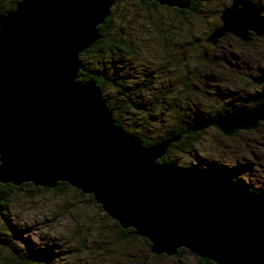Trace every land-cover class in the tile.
I'll return each instance as SVG.
<instances>
[{
    "label": "water",
    "instance_id": "95a60500",
    "mask_svg": "<svg viewBox=\"0 0 264 264\" xmlns=\"http://www.w3.org/2000/svg\"><path fill=\"white\" fill-rule=\"evenodd\" d=\"M115 1L20 0L0 13V184L66 183L158 256L189 250L213 264H264V191L221 169L159 163L183 135L143 146L116 125L96 80L78 81L80 55L100 40ZM146 1L189 8L188 0ZM230 3L207 43L263 37L262 5ZM249 79L264 85V70ZM261 121L264 101L218 116L211 127L233 137Z\"/></svg>",
    "mask_w": 264,
    "mask_h": 264
},
{
    "label": "rangeland",
    "instance_id": "374dc122",
    "mask_svg": "<svg viewBox=\"0 0 264 264\" xmlns=\"http://www.w3.org/2000/svg\"><path fill=\"white\" fill-rule=\"evenodd\" d=\"M228 2L203 1L200 16L195 12L180 14L162 6L145 8L141 0L115 4L112 29L106 34L104 52L83 59L95 70L107 66L103 71L111 74L112 45L114 41H125L133 47L128 63L132 62L136 68L133 77L138 76L131 82L127 80L128 83L143 84L144 75L154 73L144 99L154 104L153 110L158 108L157 113L148 111L151 110L147 108L149 103L144 114L133 109L129 111L130 115L115 113L125 104L121 99L112 98L113 88L107 86L105 89L104 94L115 109L113 117L117 116L126 129L135 132L150 129L149 137L164 135L176 123V114L170 116L171 112H159L161 100L156 98L169 85L178 84L176 79L182 75L192 79L193 90L182 91L179 97L174 93L173 98L166 97L165 102H175L178 107L186 103L184 107L192 111L188 112L189 117L196 118V122L211 119L225 110L248 109L257 104L253 96L258 93V86L249 77L255 76L258 69L264 70V36L254 37L252 44L243 46L240 39L228 35L221 44L209 47L207 60H201V46L204 49L207 45L205 39L217 25L220 12L230 5ZM261 3L264 8V0ZM259 91L263 93V89ZM149 113L159 114L162 124L145 123L143 120ZM246 131L240 130L234 137H226L213 127L202 126L198 128V142H192L184 152L175 151L170 155L182 168L198 171L217 165L229 168L246 187L264 191V124L259 130ZM24 185L14 192L9 209L0 215V235L10 231L9 239L23 253H27L28 247L34 250L52 247L55 254L60 255L55 263L42 261L35 264H204L189 250L173 256H158L151 253L150 243L142 237L133 235L122 239L117 222L103 212L90 195L77 189L69 186L46 190ZM13 227L19 232L16 233ZM8 249L0 246V264L12 260Z\"/></svg>",
    "mask_w": 264,
    "mask_h": 264
},
{
    "label": "trees",
    "instance_id": "16d2710c",
    "mask_svg": "<svg viewBox=\"0 0 264 264\" xmlns=\"http://www.w3.org/2000/svg\"><path fill=\"white\" fill-rule=\"evenodd\" d=\"M19 1L20 0H10L9 2H7L6 0H0V13L1 14H8L9 12H12L15 9L16 4ZM118 1H125V0H118ZM141 1L147 5L146 0H141ZM203 1H207V0H193L192 1L194 4L193 6L196 7L195 2L197 4V6H201V3ZM257 1L262 2V0H257ZM149 5L152 6L153 4H149ZM166 9L167 10H173L177 13L182 12L180 10H175V9H169V8H166ZM111 18H112V15L107 19L106 23L103 26L99 27V30H100L99 34H100L101 40L98 41L95 45H93L89 50H86L85 52H83L80 55V59L82 62V69L79 72V78H78L79 82L85 83L88 80L93 79V80H97V83H98V80L100 79L99 76H102L105 79H108L109 81H112L114 79V77L111 76L110 74L95 70L94 68H92V66H90V64L86 63L85 60L83 59L84 57H87L88 55L93 54L94 56H97L98 54L104 52V48H105L104 44H106V43L103 42V39L105 40L106 34L112 29ZM217 24L219 25V22ZM120 46H118V45L113 46L112 49L115 52L121 51L122 50V42H120ZM201 60L204 61L203 55H202ZM84 69L89 74H91L89 77H86L84 75V72H83ZM176 80H177L178 84L169 85L168 87H166L164 89L165 90L164 92L160 91V96L156 98L158 101L161 100L159 102V104H160L159 105L160 106L159 112H161V111L166 112V113L171 112V113H169L170 116L171 115L173 116V114L174 115L176 114V116H175L176 123L174 125H172L171 128L167 132L164 133V135H154L153 136V134H152V136L149 137V134H151V132H152L150 129H148L147 131L145 130L143 132H135L133 130H128L122 124V121L120 119H118L117 116L114 115V121H115L116 125H118L119 127H122L126 131H128L131 134L138 137L141 140L143 146H145V147H152V146L161 144L163 142L175 139L180 135H183V138L179 142L171 144V146H170L167 154L165 155V157H163L161 160H159V163H162V164L175 163L174 160L172 159L171 155H170L171 152H175V151L176 152H182V151L184 152L185 150H188V147L192 145V142L196 143V142H198V140L200 138V134H197L198 128L200 129L202 126H206L207 128H210L211 124L216 120V118L218 116H221L223 114H227L230 112V110H225L223 113H219L211 119L206 118L203 121H199V122H196V120H195L196 118L192 120L188 115V112H190L191 109L184 107V105L186 103L182 107H178V105H175V102H173L174 105L172 103H166L165 102L166 97L168 99L173 98L174 93L176 94L175 97L180 96V93H176L175 91L172 92L174 88H179L181 86L183 91H191V89L193 90L192 81L188 75H184V76L182 75V78L177 77ZM151 82H152V78H150L149 84H151ZM185 87L187 89H190V90L185 89ZM143 90L144 91L148 90V87L145 86L143 88ZM142 92L143 91H141L140 94H142ZM174 99H176V98H174ZM106 101H107L108 108L110 110H112L113 112H115V109L112 106L111 102L109 100H106ZM253 101L255 103L264 101V92L260 93V94H258V93L254 94ZM123 103L125 104V107L117 108L115 113H123V114L130 115L129 111L133 109V110H137L138 112L144 114L147 103H149V106L147 105V108L151 109L148 111L156 112V113L158 112V108H156V111L153 110L154 104H152V102L150 103V101L144 99V97H142V96H139V99L133 100L132 102L123 101ZM165 103H166V105H169L168 108L165 107ZM235 109H239V107L238 108L236 107ZM147 117H148V121H146ZM147 117H146V120H143V121H145V123L146 122L149 123V125L152 123H157L158 125L162 124L161 120L159 121V119H160L159 114L153 115V113L152 114L149 113V115ZM198 123L200 125H198ZM217 167H218V169L221 168L222 170L228 172V174L234 178L235 182L240 183L238 177L235 175V173H236L235 171L231 170V172H229L230 170L228 168H226V167H220L219 168L218 165L213 166V167H209V168L212 169V168H217ZM204 170H207V169H204ZM27 185H30V184H27ZM68 187H69L68 184L60 183L55 188V190H60V188H68ZM21 189H22V187H15L11 184H7V185L0 184V215H2V213L4 211H7L9 209V207L11 205V198H12V195L14 194V192L19 191ZM46 190H48V189H46ZM253 191H255V190H253ZM91 198L93 199V197H91ZM117 227L119 228L120 235L122 236V239H124V240L128 239L130 236L135 235L133 229L123 230L118 223H117ZM5 228H6V226H5ZM14 229H16V228H14ZM17 231H18V229H16L15 232L18 233L19 231L18 232ZM10 234H11L10 231H8V232H4L3 236L0 235V246H3V247L6 246L7 248H9L8 249L9 253L12 256V260H8L7 264H35L36 262L38 263V262H42V261H47V262L52 261L55 263L57 261L56 259H58V258L60 259V255L58 253H57L58 255L55 254V252L52 250L53 249L52 247H48L46 249H37V250H34V249L28 247V250L26 251L27 253H25V252L23 253L17 248L16 245L12 244L14 241L12 239H9V237H11ZM181 251H183V250H180L178 252V254L181 253ZM200 260L204 264H213L212 262L207 261V260H202V259H200Z\"/></svg>",
    "mask_w": 264,
    "mask_h": 264
},
{
    "label": "flooded vegetation",
    "instance_id": "af4514ba",
    "mask_svg": "<svg viewBox=\"0 0 264 264\" xmlns=\"http://www.w3.org/2000/svg\"><path fill=\"white\" fill-rule=\"evenodd\" d=\"M189 1V8L187 9V10H182V9H175V10H180V11H182L180 14H185V13H191V12H195L198 16H200V15H202L201 14V10L199 9L200 8V6H197V4H196V2H195V5H196V7H194L193 5V0H188ZM230 1L231 0H229V4H231L230 3ZM249 1H253V2H256V3H259V4H261L262 5V3L260 2V1H257V0H249ZM263 1V0H262ZM117 2H119L118 0H116L115 1V3H114V5H113V7H112V10H111V15H112V13H113V8H114V6H115V4L117 3ZM143 4H144V6H145V8H149V7H151L149 4H153L152 6L154 7H156V6H160V5H158L157 3H155V2H147L146 1V3H147V5L144 3V2H142ZM162 7H164L165 9L166 8H168V7H165V6H162ZM194 7V8H193ZM225 7V6H224ZM169 9H172V8H169ZM223 11V10H222ZM221 11V12H222ZM221 12H220V14H221ZM110 15V16H111ZM109 16V17H110ZM107 21V20H106ZM218 22H219V25L217 24V25H215V27L212 29V31L209 33V35H208V37L205 39V42L204 43H206L207 45V47L205 48L204 47V49H203V46H201V48H202V55L204 56V53L206 52L207 54H208V49H209V47H210V49H211V47L212 48H214L215 46H217L218 44H221V42L223 41V40H225V39H223V40H219L217 43H216V45H211V44H208L207 43V39L209 38V36L212 34V32H213V30L215 29V28H217L218 26H220L221 25V22H220V16H219V20H218ZM106 23V22H105ZM104 25V24H103ZM102 25V26H103ZM99 32H100V30H99ZM228 36V35H227ZM226 36V37H227ZM255 37V36H254ZM100 40H101V37H100ZM99 40V41H100ZM255 39H253L251 42H249V43H251L252 44V42L254 41ZM103 42H105V40L103 39ZM195 44H197V42H194ZM242 44H243V46H247L249 43H243V42H241ZM200 44V43H199ZM116 45H118V46H120V42H115L114 41V43H113V45H112V48H113V46H116ZM121 47V46H120ZM111 48V50H113ZM133 53V47L128 43V42H122V50L121 51H114V53H113V56H111V61H110V70H111V76H113L114 77V79L112 80V81H109L108 79H105L104 77H102V76H99L100 77V79L98 80V83H97V85L100 87V89H101V91H102V95H103V97L106 99V100H108V96H105V89L107 88V86H109V87H111V88H113L114 90H115V94L113 93V95H112V98H114L115 100H117V101H119L120 99L122 100V101H129V102H132L133 100H136V99H139V96H142V97H145V95H144V93H145V91L143 90V89H141V88H144L145 86H148L149 85V79L152 77V75L154 74L153 72H148L149 74L147 75H144V76H146V79H144V81H143V84H138L137 82L135 83V85H133V84H129L128 83V81L127 80H130V82L133 80V79H138V76H137V78H135V77H133V73H135L134 71H135V69L136 68H134L133 67V64H132V62H130V63H128L129 62V60H128V56H131V55H133L132 54ZM184 53V52H183ZM182 55L183 54H181V60L183 61L184 60V58H182ZM204 60H205V58H204ZM106 64V63H105ZM105 67H107V66H104L103 67V69L105 68ZM103 69L102 70H97V71H102V72H104V73H107V74H109V72H106V71H103ZM259 70V69H258ZM84 75L86 76V77H89L91 74H89L87 71H85V69H84ZM133 74V75H132ZM196 75H198V73H197V71H196V73H195ZM120 77V78H119ZM118 79H121V80H118ZM191 79V78H190ZM126 80V81H125ZM192 80V79H191ZM89 81V80H88ZM96 82H97V80H96ZM126 83V84H125ZM192 87H194V84L192 83ZM262 87H264V85H261V86H258L257 87V90H258V94H260V93H262V92H260L259 90H262L263 89V92H264V88H262ZM179 89V90H178ZM141 91H143L142 92V94H140V92ZM182 87L180 86L179 88H177L176 89V93H180V96H181V93H182ZM264 124V121H261V122H259L258 123V125H257V127L255 128V129H253V130H245L246 132H250V131H254V130H259V129H261V126ZM234 137V136H233ZM219 166V165H218ZM219 167H222V166H219ZM229 169V168H228ZM230 170V169H229ZM229 172H231V171H229ZM257 191H259V190H255V192H257Z\"/></svg>",
    "mask_w": 264,
    "mask_h": 264
},
{
    "label": "bare ground",
    "instance_id": "6f19581e",
    "mask_svg": "<svg viewBox=\"0 0 264 264\" xmlns=\"http://www.w3.org/2000/svg\"><path fill=\"white\" fill-rule=\"evenodd\" d=\"M227 7V6H226ZM220 168V167H219ZM217 169H218V167H217ZM221 169V168H220ZM222 170V169H221ZM222 171H224V170H222ZM226 172V171H225ZM260 191V190H259Z\"/></svg>",
    "mask_w": 264,
    "mask_h": 264
}]
</instances>
